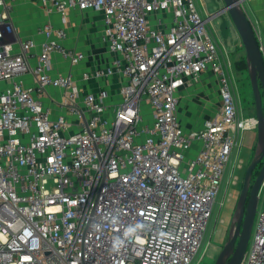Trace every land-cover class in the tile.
Here are the masks:
<instances>
[{
    "label": "built area",
    "instance_id": "built-area-1",
    "mask_svg": "<svg viewBox=\"0 0 264 264\" xmlns=\"http://www.w3.org/2000/svg\"><path fill=\"white\" fill-rule=\"evenodd\" d=\"M14 1L0 0V264H189L235 137L257 126L255 115L241 114L193 0H39L63 17L75 8L102 14L114 59L82 79L119 73L114 103L104 87L83 92L70 73L48 72L54 51L71 64L84 57L50 38L64 29L40 28L48 39L35 66L31 39L11 51ZM208 69L221 107L186 130L178 92ZM30 71L35 87L16 80ZM48 86L62 89L65 116L52 118L36 97ZM253 227L241 264H264V205Z\"/></svg>",
    "mask_w": 264,
    "mask_h": 264
},
{
    "label": "rangeland",
    "instance_id": "rangeland-1",
    "mask_svg": "<svg viewBox=\"0 0 264 264\" xmlns=\"http://www.w3.org/2000/svg\"><path fill=\"white\" fill-rule=\"evenodd\" d=\"M193 2L197 11L203 18H205L211 11V7L208 5L210 0H193ZM243 8L252 23H254L259 30H262V42L264 44V28L260 22V16L262 14L260 11L264 10V0H245ZM152 22L153 21L150 22L151 25ZM206 29L211 35L213 41L217 42L216 45L218 50L222 53V59L226 58L225 53L228 54L231 73L226 62L225 65H223L231 91L241 110V114L243 116L252 115L255 113V105L249 80L245 49L242 43L238 42L236 44H232L230 39H223L219 33L218 23L216 20L206 22ZM234 36L237 37L236 34H234ZM241 57H243L246 61L245 68H239L235 64ZM194 80L196 81L197 79ZM205 81H207V85L205 87L197 83L196 86L184 89V92L180 95L177 114L182 123L187 124L188 122L193 126H198L201 125L203 119L213 117L218 113L221 107V102L218 94L217 80L215 77L210 75L205 78ZM205 81H203V84H205ZM201 93L204 94L209 101V107L207 108L202 105L200 98L202 96ZM143 110L147 112V106L143 109L141 108L142 114ZM62 114L65 116L66 113ZM67 119L73 123H78L75 120L73 121L70 116H67ZM75 128L76 127H74V129ZM255 145L256 128L251 130H242L235 137V143L231 149L226 172L224 174L219 192L213 203L211 216L205 228L201 245L189 264H213L216 256L223 247L228 237V230L235 210L237 198L242 187L244 173L255 152ZM263 205L264 184L258 193V205L254 224L257 219V214ZM253 230L254 227L252 228V233ZM251 237L252 236H250L247 248H249L251 244Z\"/></svg>",
    "mask_w": 264,
    "mask_h": 264
},
{
    "label": "crops",
    "instance_id": "crops-1",
    "mask_svg": "<svg viewBox=\"0 0 264 264\" xmlns=\"http://www.w3.org/2000/svg\"><path fill=\"white\" fill-rule=\"evenodd\" d=\"M260 13H262L260 16V22L264 28V10L260 11ZM8 14L9 20L14 27V32L10 36L12 52H19L21 49V43L25 40L31 39L34 42V45L30 48L28 62L31 66H35L37 63V56L41 50V44L48 39L45 34L41 32L40 28L44 24H49L53 28L64 29L66 33L64 37L59 38L52 35L50 38L57 41L66 50L81 52L84 57L77 64H71L68 58L64 57L59 52L54 51L50 55V67L48 72L51 75L70 73L75 79L78 87L81 88L83 92H96L100 87H104L110 94V101L112 103L116 101V93L121 82V76L119 73L115 72L108 78H104V80L85 81L82 79L83 71L93 70L96 67L109 66L114 59V54L109 51L108 44L103 36L104 24L100 12L92 8L84 10L75 8L68 11L65 17H63L58 11H48L43 7L39 0H15L9 8ZM215 43L217 44V42ZM225 55L226 58L222 59V53L218 50L219 60L224 65L226 60L229 59L228 54L225 53ZM210 75L215 77L209 69L202 71L196 81L192 80L187 85L180 88L178 98L184 92V89L196 86L197 83L205 87L208 81H205V78ZM16 80L21 81L24 86H36V78L31 71L20 75ZM203 81H205V84H203ZM62 92L61 88L48 86L43 94L38 93L36 96L42 102L44 107L50 110L52 118L57 116V114L65 113V110L60 105ZM202 93V96L200 97L201 102L202 105L207 108L209 107V101ZM71 118L74 120L73 117ZM177 118L184 129L192 130L201 128L204 121L211 117L203 119L201 125L198 126H193L188 122L187 124L182 123L178 114ZM70 131H73V128ZM194 152L195 150L192 149L191 153L193 154Z\"/></svg>",
    "mask_w": 264,
    "mask_h": 264
},
{
    "label": "water",
    "instance_id": "water-1",
    "mask_svg": "<svg viewBox=\"0 0 264 264\" xmlns=\"http://www.w3.org/2000/svg\"><path fill=\"white\" fill-rule=\"evenodd\" d=\"M244 1L210 0L211 11L204 18L206 22L217 21L223 39H230L232 44L242 43L257 119L255 152L244 173L228 237L213 264H241L243 261L257 211L258 193L264 184V56L252 21L243 8ZM258 166V173L251 181Z\"/></svg>",
    "mask_w": 264,
    "mask_h": 264
},
{
    "label": "trees",
    "instance_id": "trees-1",
    "mask_svg": "<svg viewBox=\"0 0 264 264\" xmlns=\"http://www.w3.org/2000/svg\"><path fill=\"white\" fill-rule=\"evenodd\" d=\"M236 66L239 67V68H245L246 66V61L243 57H241L239 60L236 61ZM264 112V110H263ZM252 115H255V113H253Z\"/></svg>",
    "mask_w": 264,
    "mask_h": 264
},
{
    "label": "flooded vegetation",
    "instance_id": "flooded-vegetation-1",
    "mask_svg": "<svg viewBox=\"0 0 264 264\" xmlns=\"http://www.w3.org/2000/svg\"><path fill=\"white\" fill-rule=\"evenodd\" d=\"M258 168H259V166L257 167V169H255V170L253 171L254 178H255V176H256V175H257V173H258ZM254 178H253V175H252V179H251V181H253V180H254Z\"/></svg>",
    "mask_w": 264,
    "mask_h": 264
},
{
    "label": "clouds",
    "instance_id": "clouds-1",
    "mask_svg": "<svg viewBox=\"0 0 264 264\" xmlns=\"http://www.w3.org/2000/svg\"><path fill=\"white\" fill-rule=\"evenodd\" d=\"M113 247H115V245Z\"/></svg>",
    "mask_w": 264,
    "mask_h": 264
}]
</instances>
